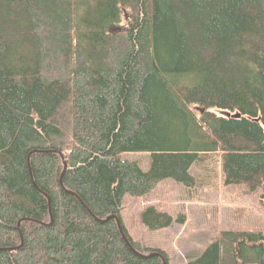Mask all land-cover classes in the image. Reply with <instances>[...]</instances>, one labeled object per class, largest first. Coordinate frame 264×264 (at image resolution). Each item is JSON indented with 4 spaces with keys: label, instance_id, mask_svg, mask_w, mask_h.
<instances>
[{
    "label": "trees",
    "instance_id": "16d2710c",
    "mask_svg": "<svg viewBox=\"0 0 264 264\" xmlns=\"http://www.w3.org/2000/svg\"><path fill=\"white\" fill-rule=\"evenodd\" d=\"M214 154L226 185L264 190V0H0V264H170L124 199L190 189ZM188 264H264V235Z\"/></svg>",
    "mask_w": 264,
    "mask_h": 264
},
{
    "label": "rangeland",
    "instance_id": "374dc122",
    "mask_svg": "<svg viewBox=\"0 0 264 264\" xmlns=\"http://www.w3.org/2000/svg\"><path fill=\"white\" fill-rule=\"evenodd\" d=\"M120 158L139 164L145 172L151 168L149 153H125ZM221 161L220 156L214 154L195 164L191 172L196 184L190 189L167 180L147 196H126L123 219L132 238L147 248L165 251L170 264H188L223 233L264 235V190L251 191L246 184L226 185ZM151 206L168 213L173 225L149 231L141 216Z\"/></svg>",
    "mask_w": 264,
    "mask_h": 264
},
{
    "label": "water",
    "instance_id": "95a60500",
    "mask_svg": "<svg viewBox=\"0 0 264 264\" xmlns=\"http://www.w3.org/2000/svg\"><path fill=\"white\" fill-rule=\"evenodd\" d=\"M230 116V115H229ZM64 165H65V171H66V169H67V165H66V163H64ZM109 220V219H108ZM118 225H119V229H120V231L123 233V237H124V239H125V241L127 242V244L131 247V245H130V242L128 241V239H127V237H126V235H125V233H124V231H123V228H122V225H121V222L118 220ZM132 248V247H131ZM132 250L133 251H135L133 248H132ZM136 252V251H135ZM137 253V252H136ZM138 255H140L139 253H137ZM140 256H142V255H140ZM154 256H159V257H162L160 254H158V253H156V254H153V255H151V256H149V257H145V258H150V257H154ZM164 264H166L165 263V259H164Z\"/></svg>",
    "mask_w": 264,
    "mask_h": 264
},
{
    "label": "bare ground",
    "instance_id": "6f19581e",
    "mask_svg": "<svg viewBox=\"0 0 264 264\" xmlns=\"http://www.w3.org/2000/svg\"><path fill=\"white\" fill-rule=\"evenodd\" d=\"M137 253H138V252H137ZM156 253L160 254V255L162 256V258H163V261H164L165 258L163 257V255H162L161 253H159V252H155V253H153V254H156ZM153 254H152V255H153ZM140 255H141V254H140ZM150 256H151V255H150ZM148 257H149V256H148ZM165 263H166V259H165ZM166 264H167V263H166Z\"/></svg>",
    "mask_w": 264,
    "mask_h": 264
}]
</instances>
